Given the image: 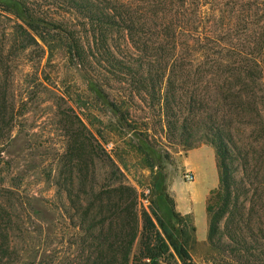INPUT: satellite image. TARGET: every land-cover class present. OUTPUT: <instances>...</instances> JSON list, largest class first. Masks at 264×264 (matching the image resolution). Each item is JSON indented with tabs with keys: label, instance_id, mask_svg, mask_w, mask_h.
I'll use <instances>...</instances> for the list:
<instances>
[{
	"label": "rangeland",
	"instance_id": "374dc122",
	"mask_svg": "<svg viewBox=\"0 0 264 264\" xmlns=\"http://www.w3.org/2000/svg\"><path fill=\"white\" fill-rule=\"evenodd\" d=\"M25 1L35 10L32 27L0 8V105L9 106L14 124L8 143L0 147V185L18 191L26 209L22 241L11 238L13 248L18 246L20 251L8 264H65L71 258L78 263L81 240L101 230L137 231L134 254L142 213L155 206L157 181L172 200L161 208V215L169 220L171 210L183 218V241L195 264H245L235 256L243 253L240 243L233 242L236 253L229 258L230 253L208 240L206 202L219 185L216 149L201 143L185 150L169 141L156 125L158 116L157 123L152 119L157 106L143 102L131 90V76L114 72L107 60L100 63L93 56L89 0ZM112 37L117 39L112 43L114 57L132 61L137 54L134 44L116 34ZM126 47L129 56L123 52ZM202 79L204 85L226 81L220 73H207ZM254 91L260 95L259 114L249 109L246 118L253 125L244 126L242 132L251 138L254 127L264 129V94L254 86L248 93ZM203 146L213 151L216 175L200 200L195 192H204L213 182L208 154L196 156L206 160L198 170L191 162V154ZM241 170L238 175L243 177ZM189 172L195 175L192 181L186 178ZM145 197L147 203L142 201ZM11 203L0 196L2 207L13 213ZM126 204L133 207L132 213ZM256 243L251 244L254 252L263 247ZM162 264L183 263L175 256L166 257Z\"/></svg>",
	"mask_w": 264,
	"mask_h": 264
},
{
	"label": "trees",
	"instance_id": "16d2710c",
	"mask_svg": "<svg viewBox=\"0 0 264 264\" xmlns=\"http://www.w3.org/2000/svg\"><path fill=\"white\" fill-rule=\"evenodd\" d=\"M0 8L29 27L36 23L35 10L25 0H0ZM89 27L95 40L93 56L100 63L107 60L114 72L131 76V90L143 102L157 106L152 119L156 122L158 116L156 125L169 141L185 150L201 143L216 149L219 185L206 202L210 243L230 253L229 258L236 253L233 242L240 243L243 253L235 255L239 261L264 264V224H259L264 222V129L254 127L253 138L242 134L244 126L253 125L246 118L249 109L259 114L260 95L248 90L254 86L264 94V0H89ZM113 34L134 44L137 54L132 61L114 57ZM123 52L130 55L128 47ZM207 73H220L226 81L204 85L202 77ZM0 109L3 148L14 124L9 106L4 103ZM240 170L243 177L238 175ZM160 184L154 185L155 206L142 213L134 254L137 231L101 230L81 240L78 263L71 258L65 264H162L166 257L175 256L183 264H195L183 241V218L171 210L169 220L161 215V208L172 200ZM123 190L130 192L127 187ZM4 195L15 209L10 213L0 204V264H8L20 251L18 246L13 248L11 238L21 236L26 210L21 194L1 184L0 196ZM132 208L126 204L127 211L132 213ZM253 243L263 247L255 253Z\"/></svg>",
	"mask_w": 264,
	"mask_h": 264
},
{
	"label": "crops",
	"instance_id": "0c3cea01",
	"mask_svg": "<svg viewBox=\"0 0 264 264\" xmlns=\"http://www.w3.org/2000/svg\"><path fill=\"white\" fill-rule=\"evenodd\" d=\"M208 154L210 157H211V163H210V171L211 172V179H213V182L208 185V187H204L205 190L204 192H202V190H199V192L197 191V193L195 192V196L196 197H199L200 200L202 198V196L205 194V192H207L209 190L210 187H212V185L214 184V181H215V172H216V163H215V160H214V154H213V151L211 149H207L206 147L203 146V148L201 149H197V151H194L192 154H191V162H194L193 163V166L197 168V170L199 169V165H201L203 163V160L206 161L205 159L203 160H197L196 156L199 155V154ZM208 163V162H207ZM194 174V173H193ZM194 179H195V175H194ZM210 179V178H209ZM198 182L199 180L197 181V188H199V185H198ZM201 191V192H200ZM183 212H186L187 213H191L192 210H186V211H183Z\"/></svg>",
	"mask_w": 264,
	"mask_h": 264
},
{
	"label": "built area",
	"instance_id": "2783aa9c",
	"mask_svg": "<svg viewBox=\"0 0 264 264\" xmlns=\"http://www.w3.org/2000/svg\"><path fill=\"white\" fill-rule=\"evenodd\" d=\"M186 178H187V180H194V174H193V172H189V173H187L186 174ZM143 203H147L148 202V198L147 197H145L143 200Z\"/></svg>",
	"mask_w": 264,
	"mask_h": 264
}]
</instances>
